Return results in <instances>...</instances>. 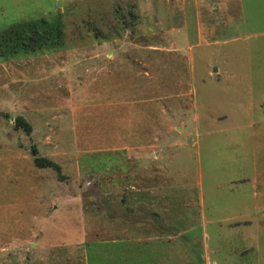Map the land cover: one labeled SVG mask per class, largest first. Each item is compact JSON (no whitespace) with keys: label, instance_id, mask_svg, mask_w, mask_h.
<instances>
[{"label":"rangeland","instance_id":"rangeland-1","mask_svg":"<svg viewBox=\"0 0 264 264\" xmlns=\"http://www.w3.org/2000/svg\"><path fill=\"white\" fill-rule=\"evenodd\" d=\"M26 178L29 241L59 183L62 242L264 260V0H0V193Z\"/></svg>","mask_w":264,"mask_h":264},{"label":"crops","instance_id":"crops-1","mask_svg":"<svg viewBox=\"0 0 264 264\" xmlns=\"http://www.w3.org/2000/svg\"><path fill=\"white\" fill-rule=\"evenodd\" d=\"M229 10L231 13V9ZM234 20L236 19L232 18L230 22H234ZM215 72L219 73L220 70ZM226 162H228V158H226ZM22 180L20 189L17 191L7 194L0 193V264H142V259L149 261V264H172V245L166 241L142 243L140 227H132L129 230V233H133V240L128 241L62 242L60 237L61 193L59 183L52 184L57 185L56 190L52 187L51 193L46 190L42 196L38 195L44 204L49 205L50 212L48 216L43 213L36 218L32 217L36 226L35 230H31V234L36 240L29 241L30 231L24 218L28 214L29 193L27 178L24 179V183ZM242 188L247 189L248 187ZM217 192L216 187L213 193L214 217L217 216L220 209L218 204L220 197L217 196ZM233 195L230 194L229 201L232 202L233 199H236L239 205L237 208L236 205L235 208L229 205L228 211H224L223 215H227L226 222L244 221L243 227L246 228V223L251 222L255 217V215L249 214L250 209L247 205L250 193L246 190ZM253 196L256 195L253 194ZM14 224L20 226L17 231L21 236L19 241H11L12 238L7 239L8 235H13L11 232L15 228ZM134 235H137L139 239H135ZM253 264H264V260L254 261Z\"/></svg>","mask_w":264,"mask_h":264},{"label":"trees","instance_id":"trees-1","mask_svg":"<svg viewBox=\"0 0 264 264\" xmlns=\"http://www.w3.org/2000/svg\"><path fill=\"white\" fill-rule=\"evenodd\" d=\"M21 121L22 120H20V119L16 120V124L18 125V127H22L25 131L29 132L30 131V127L28 125L24 124V123H21ZM36 162L45 163V164H47V165H49V166H51L53 168H56V166L54 164L48 163V162L44 161L43 159H39L38 158V159H36Z\"/></svg>","mask_w":264,"mask_h":264}]
</instances>
